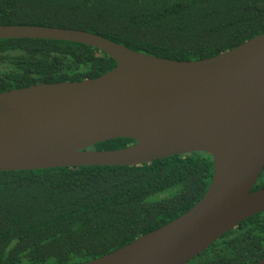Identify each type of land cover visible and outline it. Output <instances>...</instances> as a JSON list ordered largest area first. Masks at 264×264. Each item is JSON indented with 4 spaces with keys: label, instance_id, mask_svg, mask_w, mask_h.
<instances>
[{
    "label": "trees",
    "instance_id": "obj_1",
    "mask_svg": "<svg viewBox=\"0 0 264 264\" xmlns=\"http://www.w3.org/2000/svg\"><path fill=\"white\" fill-rule=\"evenodd\" d=\"M0 25L71 28L172 60L210 58L264 33V0H0ZM117 65L67 41L0 39V93L101 76ZM135 143L117 138L91 150ZM214 172L193 152L140 166L0 171V264H73L131 243L191 209ZM264 187V172L253 190ZM264 256V212L186 264H254Z\"/></svg>",
    "mask_w": 264,
    "mask_h": 264
},
{
    "label": "water",
    "instance_id": "obj_2",
    "mask_svg": "<svg viewBox=\"0 0 264 264\" xmlns=\"http://www.w3.org/2000/svg\"><path fill=\"white\" fill-rule=\"evenodd\" d=\"M15 38L84 44L117 65L92 79L1 92L0 171L212 157L211 183L191 209L118 250L73 264H186L264 212V187L253 190L264 170V33L196 60L135 51L84 30L0 25V39ZM117 138L135 143L89 149Z\"/></svg>",
    "mask_w": 264,
    "mask_h": 264
},
{
    "label": "flooded vegetation",
    "instance_id": "obj_3",
    "mask_svg": "<svg viewBox=\"0 0 264 264\" xmlns=\"http://www.w3.org/2000/svg\"><path fill=\"white\" fill-rule=\"evenodd\" d=\"M263 172H264V170H263ZM263 172H262V173H263ZM262 173H261V174H262Z\"/></svg>",
    "mask_w": 264,
    "mask_h": 264
}]
</instances>
